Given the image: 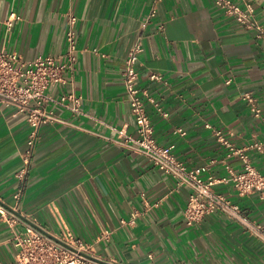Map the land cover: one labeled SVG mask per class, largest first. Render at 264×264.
Instances as JSON below:
<instances>
[{"label": "crops", "instance_id": "obj_1", "mask_svg": "<svg viewBox=\"0 0 264 264\" xmlns=\"http://www.w3.org/2000/svg\"><path fill=\"white\" fill-rule=\"evenodd\" d=\"M235 1L251 2L264 26V0ZM12 13L21 18L11 21ZM69 13L78 17L79 48L70 88L83 96L82 112L57 109L66 122L43 128L27 178L20 179L29 125L15 109H0V203L50 232L69 230L92 244L95 257L117 264H264V241L241 220L214 212L189 225V188L177 187L121 133L136 134L122 69L141 36L140 84L162 107H148L157 140L175 144V155L190 167H204L206 179L227 175L229 166L243 168L205 123L238 147L264 143V122L242 98L252 91L264 110V37L214 0H0V49L25 59L62 56ZM247 152L263 172L264 152ZM215 188L240 203L247 220L264 226L258 192L240 197L232 182ZM134 211L135 223L122 224ZM20 228L0 216V264L14 261Z\"/></svg>", "mask_w": 264, "mask_h": 264}, {"label": "built area", "instance_id": "obj_2", "mask_svg": "<svg viewBox=\"0 0 264 264\" xmlns=\"http://www.w3.org/2000/svg\"><path fill=\"white\" fill-rule=\"evenodd\" d=\"M162 1V0H159ZM225 13L248 29H253L258 37H264V26L256 18L255 6L251 2L241 4L235 0H214ZM156 10H152L151 16ZM21 18L12 13L13 19ZM78 17L69 13L67 17V49L62 56L39 55L32 59H25L17 51L0 49V109L13 108L25 115L29 125L26 149L22 156L23 164L16 176L26 179L33 158L34 150L42 137V130L48 125L66 122L57 109L66 110L74 115L82 112L83 96L74 88H70L73 80L69 75L78 69ZM149 20L142 24L147 27ZM162 27V25H160ZM144 50L142 37H138L129 48L124 59L122 69L123 83L129 96L131 112L136 122V134L121 133L125 141L132 147L145 153L151 162L166 174L177 180V187L189 188L187 205L185 208L186 222L189 225L200 222L207 215L220 212L237 218L245 223L259 238L264 241V226L253 224L242 214L240 203L233 201L225 193L218 191V182H232L236 194L244 197L258 192L264 198V171H260L253 163L248 149L264 152V143L253 141L247 147H238L231 138L217 125L206 122L217 139L229 148L230 154L238 155L243 168L228 167V174L222 177L202 176L204 167H190L175 153V144H161L156 137L155 127L149 111V104H153L162 111L160 103L150 93L147 87L140 84L138 70L139 57ZM152 80L161 79L157 73H151ZM231 80L229 79L228 82ZM59 86L56 94L50 88ZM68 86V89L65 87ZM65 88V89H64ZM252 113L264 122V110L258 102V97L252 91L242 94ZM167 115V113H163ZM184 134L185 131L180 129ZM22 191L14 194L19 200ZM139 215L134 211L130 218L121 219L122 224L135 223ZM0 216L11 225L19 224L20 229L14 231L15 259L6 264H99L85 253H92V244L77 237L69 230L53 233L18 212V207H7L0 203Z\"/></svg>", "mask_w": 264, "mask_h": 264}, {"label": "water", "instance_id": "obj_3", "mask_svg": "<svg viewBox=\"0 0 264 264\" xmlns=\"http://www.w3.org/2000/svg\"><path fill=\"white\" fill-rule=\"evenodd\" d=\"M88 257H90L91 259L99 262V263H102V264H117V263H114V262H111V261H107V260H103V259H100L98 257H95L94 255H91V254H88V253H85Z\"/></svg>", "mask_w": 264, "mask_h": 264}]
</instances>
